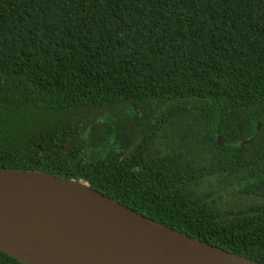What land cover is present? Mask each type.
Wrapping results in <instances>:
<instances>
[{"label": "trees", "instance_id": "1", "mask_svg": "<svg viewBox=\"0 0 264 264\" xmlns=\"http://www.w3.org/2000/svg\"><path fill=\"white\" fill-rule=\"evenodd\" d=\"M0 168L264 262V0H0Z\"/></svg>", "mask_w": 264, "mask_h": 264}, {"label": "water", "instance_id": "2", "mask_svg": "<svg viewBox=\"0 0 264 264\" xmlns=\"http://www.w3.org/2000/svg\"><path fill=\"white\" fill-rule=\"evenodd\" d=\"M0 251L22 264H264L157 222L79 178L15 168H0Z\"/></svg>", "mask_w": 264, "mask_h": 264}, {"label": "rangeland", "instance_id": "3", "mask_svg": "<svg viewBox=\"0 0 264 264\" xmlns=\"http://www.w3.org/2000/svg\"><path fill=\"white\" fill-rule=\"evenodd\" d=\"M245 201H246V198H243V195H241V190L239 186L231 185L228 187V190L217 193L216 201L210 202V203L212 206L218 209H223L228 206H231L234 208L236 205L242 204Z\"/></svg>", "mask_w": 264, "mask_h": 264}, {"label": "flooded vegetation", "instance_id": "4", "mask_svg": "<svg viewBox=\"0 0 264 264\" xmlns=\"http://www.w3.org/2000/svg\"><path fill=\"white\" fill-rule=\"evenodd\" d=\"M204 179H207V177H204ZM195 181H191L190 184L194 183Z\"/></svg>", "mask_w": 264, "mask_h": 264}]
</instances>
